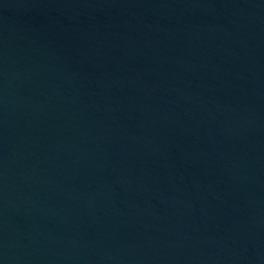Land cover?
Masks as SVG:
<instances>
[{
	"label": "water",
	"instance_id": "water-1",
	"mask_svg": "<svg viewBox=\"0 0 264 264\" xmlns=\"http://www.w3.org/2000/svg\"><path fill=\"white\" fill-rule=\"evenodd\" d=\"M0 264H264V0H0Z\"/></svg>",
	"mask_w": 264,
	"mask_h": 264
}]
</instances>
